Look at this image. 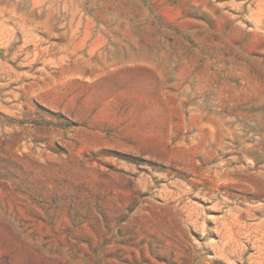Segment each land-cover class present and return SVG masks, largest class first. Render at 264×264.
Returning a JSON list of instances; mask_svg holds the SVG:
<instances>
[{
    "label": "rangeland",
    "instance_id": "rangeland-1",
    "mask_svg": "<svg viewBox=\"0 0 264 264\" xmlns=\"http://www.w3.org/2000/svg\"><path fill=\"white\" fill-rule=\"evenodd\" d=\"M0 264H264V0H0Z\"/></svg>",
    "mask_w": 264,
    "mask_h": 264
}]
</instances>
